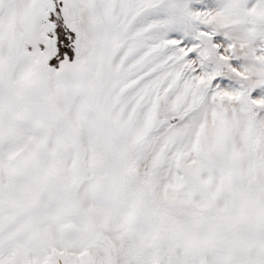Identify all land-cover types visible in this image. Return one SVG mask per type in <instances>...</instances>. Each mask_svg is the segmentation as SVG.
Returning <instances> with one entry per match:
<instances>
[{
  "label": "snow or ice",
  "instance_id": "1",
  "mask_svg": "<svg viewBox=\"0 0 264 264\" xmlns=\"http://www.w3.org/2000/svg\"><path fill=\"white\" fill-rule=\"evenodd\" d=\"M0 264H264V0H0Z\"/></svg>",
  "mask_w": 264,
  "mask_h": 264
}]
</instances>
